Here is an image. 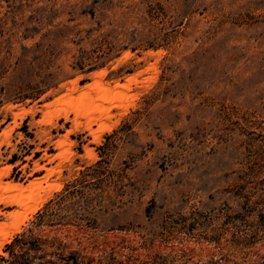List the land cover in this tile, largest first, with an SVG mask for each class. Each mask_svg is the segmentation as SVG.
<instances>
[{"label":"rangeland","instance_id":"1","mask_svg":"<svg viewBox=\"0 0 264 264\" xmlns=\"http://www.w3.org/2000/svg\"><path fill=\"white\" fill-rule=\"evenodd\" d=\"M17 194L3 257L32 228L77 264H264V0H0Z\"/></svg>","mask_w":264,"mask_h":264},{"label":"trees","instance_id":"2","mask_svg":"<svg viewBox=\"0 0 264 264\" xmlns=\"http://www.w3.org/2000/svg\"><path fill=\"white\" fill-rule=\"evenodd\" d=\"M37 217L41 219L42 216L38 214ZM45 242L46 239L35 236L32 228H29L16 235L13 241L6 245L5 252L8 255L0 256V264H59V261H65V264H77L74 259L57 257L52 260L51 257L56 253L45 249L43 247Z\"/></svg>","mask_w":264,"mask_h":264},{"label":"bare ground","instance_id":"3","mask_svg":"<svg viewBox=\"0 0 264 264\" xmlns=\"http://www.w3.org/2000/svg\"><path fill=\"white\" fill-rule=\"evenodd\" d=\"M132 79L129 80V82H131ZM116 87H123V88H126L125 85H117ZM105 95H103L101 97L102 101H110L111 99L114 100V99H117L118 97L121 96V94H114L113 96H108V93L107 92H104ZM105 130H110L109 128H106ZM109 132V131H108ZM97 140V138H96ZM33 185V184H32ZM50 188V192L55 190L56 187L51 185L49 186ZM48 188V189H49ZM59 188V187H58ZM10 190L12 191H20L22 192V188L20 185H13V186H10L9 188ZM57 190V189H56ZM59 190V189H58ZM52 193V192H51ZM22 194V193H21ZM20 195H15V196H12L10 197L8 200L4 201V200H0V202H4V203H9V204H16V205H24V206H27L25 203H24V197H22ZM45 201L42 200L41 202L39 203H36L35 206H33V209H32V214L35 213L40 206H42V203H44ZM28 207V206H27ZM13 216L16 217V221L11 225V226H8V224H0V239L2 240V242H0V252H1V247L4 245L5 242H9V239L12 237V235L19 231L20 229V225L23 223V219H25L26 217H23L22 215L24 214H19V213H12L11 214ZM21 216H22V219H21ZM12 239V238H11Z\"/></svg>","mask_w":264,"mask_h":264}]
</instances>
